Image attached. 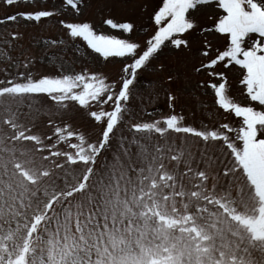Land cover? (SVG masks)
I'll return each instance as SVG.
<instances>
[{
	"label": "snow or ice",
	"instance_id": "obj_1",
	"mask_svg": "<svg viewBox=\"0 0 264 264\" xmlns=\"http://www.w3.org/2000/svg\"><path fill=\"white\" fill-rule=\"evenodd\" d=\"M0 10V264H264V0Z\"/></svg>",
	"mask_w": 264,
	"mask_h": 264
},
{
	"label": "rangeland",
	"instance_id": "obj_2",
	"mask_svg": "<svg viewBox=\"0 0 264 264\" xmlns=\"http://www.w3.org/2000/svg\"><path fill=\"white\" fill-rule=\"evenodd\" d=\"M4 10H0V17H2L4 15ZM141 16V12L139 10V8L136 9L134 15L132 16V18H139ZM93 19L99 21V16H94ZM54 34V33H53ZM233 87L235 88L236 87V82L235 80H233Z\"/></svg>",
	"mask_w": 264,
	"mask_h": 264
}]
</instances>
